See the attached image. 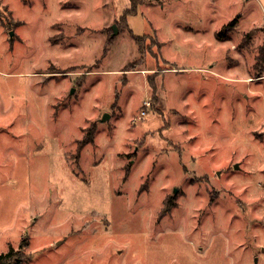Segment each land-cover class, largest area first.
<instances>
[{
	"label": "rangeland",
	"instance_id": "obj_1",
	"mask_svg": "<svg viewBox=\"0 0 264 264\" xmlns=\"http://www.w3.org/2000/svg\"><path fill=\"white\" fill-rule=\"evenodd\" d=\"M134 1L0 0V253L264 264L262 13Z\"/></svg>",
	"mask_w": 264,
	"mask_h": 264
},
{
	"label": "trees",
	"instance_id": "obj_2",
	"mask_svg": "<svg viewBox=\"0 0 264 264\" xmlns=\"http://www.w3.org/2000/svg\"><path fill=\"white\" fill-rule=\"evenodd\" d=\"M135 8H136V2L134 0H131V6H130V8L129 9H126L124 11V13L120 15L119 22H121V23L123 22V24L125 25L126 24V14L135 12ZM119 22L117 23V25L116 24L115 25L118 26L119 24H121ZM234 22H235L234 20L230 21L227 24V26H225V27L232 26L234 24ZM112 31H113V27H112ZM129 32L133 35V37H134L135 40H138L139 42L143 43V37L142 36L134 35L131 30H129ZM224 32H225V29H224V31L223 30H220V31H218L216 33V36L218 38H221ZM93 139H94V129L93 130H90V132H88V134L83 137L82 143L84 145V144H86L88 142H92ZM169 210H170V206L164 208L162 212L165 213V212H168ZM21 256H22L21 251L15 250L13 248H10L7 252L0 253V264H18V262L21 259Z\"/></svg>",
	"mask_w": 264,
	"mask_h": 264
},
{
	"label": "crops",
	"instance_id": "obj_3",
	"mask_svg": "<svg viewBox=\"0 0 264 264\" xmlns=\"http://www.w3.org/2000/svg\"><path fill=\"white\" fill-rule=\"evenodd\" d=\"M253 1V4H255V5H257L258 6V8L260 9V11H261V13H262V15L259 17V19H258V17L257 18H255L254 16L252 17V22H251V24H249V26L247 27V28H244V29H242V28H240L239 27V25H240V23L242 22V15L241 14H237V15H233V16H231V20L230 21H232V20H234L235 22H234V24L232 25V26H228L227 28L229 29V31L230 32H232V30L233 31H235V32H241V33H246V32H249L250 30H258V31H261V30H263L264 29V0H252ZM229 21V22H230ZM228 23V22H227ZM225 24V23H224ZM225 27V26H224ZM217 30L215 29L214 31H213V33H214V40H215V42L217 43V41L216 40H221L220 38H218L217 36H216V32ZM224 36H225V33H224ZM222 38H225V37H222ZM219 42V41H218ZM260 77H262V76H260ZM243 79H245L246 81H248V78H247V76H246V78H245V76L244 77H242ZM250 80V79H249ZM251 82L253 81V80H250Z\"/></svg>",
	"mask_w": 264,
	"mask_h": 264
},
{
	"label": "built area",
	"instance_id": "obj_4",
	"mask_svg": "<svg viewBox=\"0 0 264 264\" xmlns=\"http://www.w3.org/2000/svg\"><path fill=\"white\" fill-rule=\"evenodd\" d=\"M143 109L140 110V116H145L147 114V110H149V107L151 106V100L147 99L143 101Z\"/></svg>",
	"mask_w": 264,
	"mask_h": 264
},
{
	"label": "water",
	"instance_id": "obj_5",
	"mask_svg": "<svg viewBox=\"0 0 264 264\" xmlns=\"http://www.w3.org/2000/svg\"><path fill=\"white\" fill-rule=\"evenodd\" d=\"M112 27H113V31L116 32V30H117L116 25H114V26H112Z\"/></svg>",
	"mask_w": 264,
	"mask_h": 264
}]
</instances>
